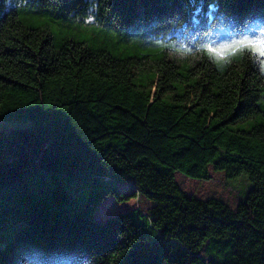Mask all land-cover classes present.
Wrapping results in <instances>:
<instances>
[{
  "label": "trees",
  "instance_id": "1",
  "mask_svg": "<svg viewBox=\"0 0 264 264\" xmlns=\"http://www.w3.org/2000/svg\"><path fill=\"white\" fill-rule=\"evenodd\" d=\"M212 4L0 0V118L26 124L0 132V264H264V67L251 53L166 52L204 49L217 30L218 47L264 37V19L250 20L264 0ZM48 8L107 29L56 36L23 14ZM130 32L162 45L125 44ZM211 170L247 178L235 208L175 177ZM137 195L147 212L95 217L107 197Z\"/></svg>",
  "mask_w": 264,
  "mask_h": 264
},
{
  "label": "rangeland",
  "instance_id": "2",
  "mask_svg": "<svg viewBox=\"0 0 264 264\" xmlns=\"http://www.w3.org/2000/svg\"><path fill=\"white\" fill-rule=\"evenodd\" d=\"M43 11H41L40 13L39 11H37V13L23 12V14H26V16L32 15L33 17H41L45 22L49 24L52 32H54L56 36H58L59 32L62 29L67 30L70 33H75L77 35H82V33L78 29L87 31H99L101 28L107 29V27L100 24H86L81 19L74 18L70 15H65V13L60 10L48 8ZM217 31H215L216 33L214 31V33H212L214 36L216 35V38H213L212 41L204 47V49L207 46L218 47L220 45V43L222 42L221 39H223V36H221L223 33L221 34V32H219L220 30L218 32ZM111 33H113L115 36H119L118 33L114 31H111ZM129 34V38L131 40L128 43L125 42V44H129L135 41L144 46V49L151 48L152 46L148 44L155 43L157 41L160 42V46L162 45L163 39H153L151 41L147 36H138L137 34H134L132 32H130ZM242 37L249 36L242 35L238 37L237 40L241 39ZM249 38L253 37L250 36ZM176 44L177 45L172 49L166 50L169 58L172 57L183 59L185 57H188L193 61L194 59L203 57V55H205L204 49L202 47L204 46V43L191 44L178 41L176 42ZM191 46H193V48L189 50ZM154 48H157V46L155 45ZM23 126H26V124L24 125L21 122H7L0 118V132H4L5 134L9 133L14 128ZM211 175L212 179L208 181L191 179L180 172H177L175 174V177L181 188L187 191L188 194L200 198L217 197L227 202L231 207L235 208L247 192V189L249 187L247 178L242 175L240 177L230 179L225 175L224 172H217L213 170H211ZM130 184L132 185V183ZM132 186H120L119 188L125 193H130L132 190H134ZM152 206L153 203L147 200L142 195H137L136 197H133L125 202H119L113 196H109L102 204H100L95 212V217L106 220L110 216L116 215L119 212L128 211L135 208H140L145 213Z\"/></svg>",
  "mask_w": 264,
  "mask_h": 264
},
{
  "label": "snow or ice",
  "instance_id": "3",
  "mask_svg": "<svg viewBox=\"0 0 264 264\" xmlns=\"http://www.w3.org/2000/svg\"><path fill=\"white\" fill-rule=\"evenodd\" d=\"M220 0H213V4L210 7L218 6ZM200 9L197 8L196 11ZM221 15H226V13L221 12ZM251 19H264L261 17H251ZM205 55L217 63H229L232 59L237 58L244 53H251L254 57H258L259 61L264 67V37H242L239 40H235L230 45H225L222 47L207 46L204 49Z\"/></svg>",
  "mask_w": 264,
  "mask_h": 264
},
{
  "label": "clouds",
  "instance_id": "4",
  "mask_svg": "<svg viewBox=\"0 0 264 264\" xmlns=\"http://www.w3.org/2000/svg\"><path fill=\"white\" fill-rule=\"evenodd\" d=\"M262 70H264V68H262Z\"/></svg>",
  "mask_w": 264,
  "mask_h": 264
}]
</instances>
